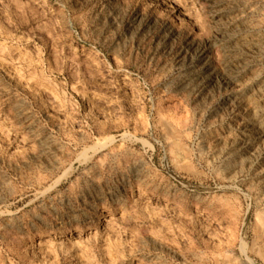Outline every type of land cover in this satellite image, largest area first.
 Masks as SVG:
<instances>
[{"label": "rangeland", "instance_id": "374dc122", "mask_svg": "<svg viewBox=\"0 0 264 264\" xmlns=\"http://www.w3.org/2000/svg\"><path fill=\"white\" fill-rule=\"evenodd\" d=\"M0 264H264V0H0Z\"/></svg>", "mask_w": 264, "mask_h": 264}]
</instances>
